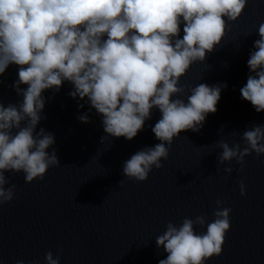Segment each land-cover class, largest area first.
Returning <instances> with one entry per match:
<instances>
[{"label": "clouds", "instance_id": "9594fccd", "mask_svg": "<svg viewBox=\"0 0 264 264\" xmlns=\"http://www.w3.org/2000/svg\"><path fill=\"white\" fill-rule=\"evenodd\" d=\"M248 0H0V75L9 65L19 66L14 89L22 102L0 103V206L10 203L16 185L6 172L24 174L31 183L43 180L50 167L60 165L53 148L54 135L43 128L44 90L59 92L67 81L74 86L72 98H87L102 116V137L131 141L159 109L161 118L151 128L160 143L137 151L123 162L128 180L143 182L163 167L171 145L182 132H199L208 114L217 111L221 91L227 84L195 87L181 78L194 63L206 61L219 46L230 24L246 8ZM227 18V20H225ZM183 24V37L179 38ZM250 35V34H249ZM247 66L251 73L240 89L241 99L257 113L264 112V22L258 26ZM106 37V38H105ZM26 66V67H25ZM21 84L27 85L26 89ZM190 93V94H186ZM186 95V99L181 98ZM83 107V105H80ZM90 123L88 114L78 116ZM223 127L221 128V130ZM245 147L217 141L222 149L218 163L236 161L243 170L245 157L264 154V125L242 133ZM231 174L233 168H225ZM11 184L10 187L5 185ZM123 180L120 181V187ZM246 186L240 183L241 195ZM216 201L215 219L203 215L184 218L177 226L169 222L156 237L158 248L168 254L159 264H206L220 256L230 230L231 208ZM205 226L197 234L194 226ZM49 251L46 264H60ZM16 264H24L22 259Z\"/></svg>", "mask_w": 264, "mask_h": 264}, {"label": "water", "instance_id": "95a60500", "mask_svg": "<svg viewBox=\"0 0 264 264\" xmlns=\"http://www.w3.org/2000/svg\"><path fill=\"white\" fill-rule=\"evenodd\" d=\"M262 22L264 0H248L221 44L181 78V84L191 87L226 83L227 88L203 128L175 138L168 159L161 161L163 167L153 168L143 182L128 180L122 165L137 151L160 143L151 130L161 118L159 109L151 110V119L131 141L106 137L102 142L107 135L102 116L87 98L69 95L71 83L63 82L59 92L44 90V118L36 131L43 128L54 135L47 151L56 149L60 165L31 183L25 182L23 172L5 173L16 189L14 199L0 206V264L20 259L24 264H46L49 251L61 258L60 264H159L168 254L157 247L156 237L167 224L179 226L184 218L200 215L210 223L219 210L217 200L232 209L231 225L222 254L206 264H264V154L246 156L241 171L235 160L218 163L222 149L216 143H239L243 148L242 133L264 125V112L257 113L240 95L247 77L254 75L247 61ZM180 27L182 39L183 24ZM18 70L11 64L0 75V103L5 107L23 100L12 87ZM84 114L90 123L78 120ZM228 167L233 168L231 174L224 171ZM194 231L206 232V225H196Z\"/></svg>", "mask_w": 264, "mask_h": 264}]
</instances>
